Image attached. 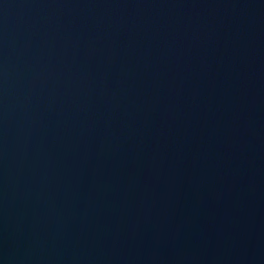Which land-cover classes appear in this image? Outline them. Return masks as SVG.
<instances>
[{
  "label": "water",
  "instance_id": "water-1",
  "mask_svg": "<svg viewBox=\"0 0 264 264\" xmlns=\"http://www.w3.org/2000/svg\"><path fill=\"white\" fill-rule=\"evenodd\" d=\"M0 264H264V0H0Z\"/></svg>",
  "mask_w": 264,
  "mask_h": 264
}]
</instances>
